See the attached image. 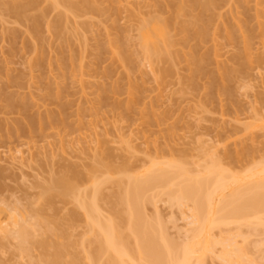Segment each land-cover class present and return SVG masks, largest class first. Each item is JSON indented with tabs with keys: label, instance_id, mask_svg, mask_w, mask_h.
I'll return each mask as SVG.
<instances>
[{
	"label": "rangeland",
	"instance_id": "rangeland-1",
	"mask_svg": "<svg viewBox=\"0 0 264 264\" xmlns=\"http://www.w3.org/2000/svg\"><path fill=\"white\" fill-rule=\"evenodd\" d=\"M15 1L0 0V264H47L57 249L62 264H106L107 254L95 261L97 227L80 203H90L94 185L97 217L115 222L131 249L120 197L132 179L177 169L183 184L216 164L228 182L215 207L264 182V0L218 2L201 43L181 30L198 13L184 10L193 0H38L21 21L6 11ZM176 3L184 11L165 28L170 58H155L145 23L169 18ZM238 151L247 157L236 161ZM175 180L141 198L163 245L179 253L200 240L193 264H264V213L259 225L229 217L194 239L201 222L191 202L170 198Z\"/></svg>",
	"mask_w": 264,
	"mask_h": 264
},
{
	"label": "bare ground",
	"instance_id": "bare-ground-1",
	"mask_svg": "<svg viewBox=\"0 0 264 264\" xmlns=\"http://www.w3.org/2000/svg\"><path fill=\"white\" fill-rule=\"evenodd\" d=\"M177 1H179V0H177ZM177 1H175V2H177ZM220 1H222V0H193V4H192V2L190 3L193 5V8H192V5H190L192 9L190 8L189 10L184 9V7L182 6L181 3L180 4L176 3L175 4V6H177L176 10L173 12L172 15H170L169 18H167V19L166 18L165 19H158L157 18V19L152 20V22L150 24L145 23L146 26H144V27L146 29H144V32H143L144 36L143 35L142 36L146 40H150V42H146V40L144 39L145 42H143L145 45H147V43H148V49L147 50L151 53V55L154 54L153 57H155L156 53H158V54H160L161 58L164 60H168L170 58V52L168 50V47L170 45H172V41L170 39L166 38L167 36H166V29L165 28H166V25H175L177 23L176 22L177 14L180 11H184V10L188 15L190 13H192L191 11H193V9L198 10V13L196 15L195 14L196 12L193 11L192 14L196 15L195 18H194V15H192V14L189 15V17L192 16V17H190V22H188V24L182 25L183 26V27H181L182 32L184 30H187L186 31V32H188L187 35L190 34V37L192 39L194 38L197 41L199 40V43H201L200 41L203 42V40L206 39L208 36L210 37V34H211V33L209 34V27L211 25L210 23L212 20L210 13L212 12V15H213L214 6L217 5V3ZM36 5H38V0H17L15 2L11 3L8 7H6L7 8L6 11L13 13V15L16 16V18H18V20L20 19V17H22L20 19V21H21L22 19L26 20L29 17V16L27 17L26 15L28 13H30L29 11H31V9H34L36 7ZM88 6L90 7V9H95V7L92 6L90 3H88ZM175 6H174V8H175ZM166 7H168V5ZM175 12H176V14H175ZM193 18H194V20H193ZM36 19L40 20V18H36ZM39 20H35V21L37 23H40ZM209 20H210V23H209ZM36 22H35V25L37 26L38 24ZM149 25H150V27H149ZM36 26H35V28H36ZM190 27L192 28V30ZM150 29H152L153 32L157 35L155 37V40L153 38V36H155V35H151L152 30H150ZM190 30H191V32H190ZM234 30H235V28L232 29V32ZM227 32H230L231 36H233L231 38L235 37L231 31H227ZM250 32H251V29H250ZM187 35H186V39L187 38L189 39V36H187ZM156 38L161 40V42H159V40L157 41ZM244 40H246V38H244ZM187 42L188 41H186V43ZM145 48H147V46H145ZM148 51H147V54H148ZM197 55H198L197 53H196V55L194 53V55L191 57L190 60L192 61V63L195 66L194 73H201L202 70L204 69V65L202 64L203 63V61H202L203 57L201 58V57H199V55L198 56ZM156 57H158V55ZM205 72L207 74L209 73L208 71H205ZM214 76L216 77V75H214ZM226 77L227 78H225V79H223V78H222V80L220 79V82H222L223 87L225 86V85H223L224 81L229 78V75ZM219 78H217V79H219ZM217 79H216V81H214V79H213V83L216 82V84H218V86H219V83H217V81L219 82V80H217ZM226 90H227V88H226ZM243 153L244 152H242V153L236 152L232 156L236 161H241L243 158L245 159V157H247V154H245V153L243 154ZM244 155H246V156H244ZM217 166L218 165L214 164L212 166V168L209 169L204 176H202V178L201 177L199 179L195 178L196 180L195 179L193 180L192 178L188 177L189 180H186L188 178L184 179V181L186 183L183 182V184L181 183L183 180H181L179 184H182V185H180L179 187L177 186L179 181L175 180L176 176L180 174L177 169H175L177 172H175L174 169L173 170L160 169L157 171L154 170L153 173L151 171V175H149L150 174L149 173V174H147V177H146V175H145V177L143 176V179H142V177H141V179L140 178L139 179L134 178V180L132 179L133 181L132 180L130 181L127 190H125V192L122 194L124 197L123 198L120 197L121 198L120 201L123 203V205L126 204L127 212L130 211V212H128V214L130 213V215H129L130 217H128L129 221L127 220V222H128L127 224H128L129 229L131 230V232L134 234L135 242H136L135 243L136 246L134 248H131V249L127 246V244H128L127 236H125L123 233H121L117 230L115 222L110 221V220H108L107 222H103V221L101 222V220H99L100 218H98L99 215L97 214L98 210L96 211L97 207H96L94 202L91 203L92 199L95 198L97 200L98 194L100 193L99 188H97L98 186L94 185V188H95L93 190L94 194L92 196L93 198L91 200H89L90 203L87 202L86 200H85L86 202L83 200L80 203H81L83 208L88 209L87 211H88V217H89L90 223L93 224V226L97 227L96 228V234L97 233L98 234L96 235L95 240L97 238V241H98L97 244H98L99 249H97L98 248L97 247L96 250H97L98 256L95 257V255H93V253H92V255L95 257V261L98 260L97 258H99V256H105L107 254V256L105 258L106 264H108V263L109 264H193L192 263L193 254L197 250L196 245L201 243L200 240H197V241L194 240L193 243L191 242L192 244L189 243V245L186 244L185 247H183V250H181V252L177 253V251H175L173 246L166 244L165 242H164L165 245H163V243L161 242L162 240L161 241L158 240V235H157L154 227L151 224H148V222L144 221L145 219L142 216L141 207H143L142 204H144V202H145V201L142 202V199H143L142 196L143 197L145 196V199H147V197H146L147 193H144V192L149 187H151L150 189L155 188V185L157 187H160L158 185H161L163 183L164 184L162 186L167 185V183H169V182L173 184V182H171L172 180H175L177 182V183L175 182L174 184H176V187L178 188V190H177V188H175V190L174 189L169 190L168 194H169L170 198L174 197L173 199H175V200L177 199V200H179V202L181 200L182 201L185 200V202H188V201L191 202L193 204L194 209H195V210L193 209L194 214H192V215L196 216V217H194V216L193 217L195 219L197 218L198 221L201 222V223H199L198 231H196L193 234L194 239L196 238L195 236L198 237L200 235V233L202 234L209 225L213 226V225H215L214 223H217V224L220 223L221 224V223L230 222V221H227L228 219H226L229 217H232L235 219H237V218L238 219H245L246 217H251V215H252L254 218H257V220H255L257 222H255V223H258V225H259V223H261L263 220V219H261V217H259L260 216L259 213H264V182L263 181L257 182L256 184L249 186L245 190V193H242L243 191H241L240 189L237 190L238 192L236 190L233 191L232 192L233 194L231 196L222 197V200L220 201V203L215 204L216 205V207H215L213 205V203H214L213 199L215 198L214 195L222 192L227 187V182H228L227 176H226V174H224L225 172L220 170L219 167L217 168ZM217 169H219L221 172H219ZM174 172H175V174H174ZM171 173H173L174 176L171 175ZM169 175H170V180L167 181L169 179V177H168ZM174 177H175V179H174ZM60 185L64 189H67V188H69L70 183H69V181H61ZM95 199H94V201L96 202ZM182 203H184V202H182ZM96 204H97V202H96ZM250 212H252V213H250ZM212 213L214 214L215 217L213 216ZM121 215L122 214H120V219L122 218ZM241 217H243V218H241ZM194 221L197 222V224H198L197 220H194ZM204 222L207 224H204ZM197 232L199 234H197ZM18 236L21 239L22 246H24V244L28 241V232H27L25 227L22 226L20 228V230L18 232ZM97 241H95V242H97ZM160 243H162V244H160ZM230 243L232 246L233 245L232 242H230ZM44 244H43V246H45ZM167 245H168V247H166ZM200 249L203 250L204 248L202 246H200ZM57 250L58 251H55L54 253H52V257L49 258L51 260H49L50 262L48 261L47 264H62L61 252L59 251V249H57ZM234 250L235 251L238 250L239 254L241 252L240 248H237V250L236 249H234ZM101 254H105V255H101ZM108 255H110V256H108ZM94 257H93V260H94ZM125 257H127V258H125ZM107 258H109V261H106ZM101 264H105V263H101Z\"/></svg>",
	"mask_w": 264,
	"mask_h": 264
}]
</instances>
